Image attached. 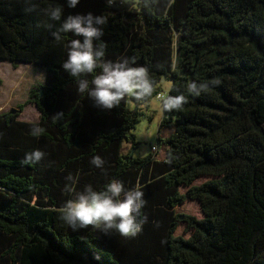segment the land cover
I'll return each instance as SVG.
<instances>
[{
	"label": "trees",
	"instance_id": "1",
	"mask_svg": "<svg viewBox=\"0 0 264 264\" xmlns=\"http://www.w3.org/2000/svg\"><path fill=\"white\" fill-rule=\"evenodd\" d=\"M34 2L25 12V0H0V59L46 68L28 100L39 120L20 118L24 104L0 112V264H264V0ZM49 5L106 15L104 59L146 67L152 95L101 109L80 93L62 68L76 37H52L59 22L40 11ZM164 78L165 97L186 99L164 111L153 151L137 156L142 104ZM193 82L208 87L194 95ZM33 149L44 158L24 164ZM112 179L145 193L143 230L73 231L61 219L73 196L65 185L99 190ZM189 202L200 214L179 209Z\"/></svg>",
	"mask_w": 264,
	"mask_h": 264
},
{
	"label": "clouds",
	"instance_id": "2",
	"mask_svg": "<svg viewBox=\"0 0 264 264\" xmlns=\"http://www.w3.org/2000/svg\"><path fill=\"white\" fill-rule=\"evenodd\" d=\"M108 3H113V0H108ZM25 4V12L36 11L37 4L34 0H25ZM79 4L80 0H66V6L70 9ZM40 11L50 21L59 22V27L51 33L52 37L59 40L62 34L68 33L76 37L69 41L62 68L74 78L77 90L90 98L95 106L112 109L126 97H135L139 101L152 95L154 85L146 67L133 66L126 57L104 59L106 42L102 37L103 26L108 22L106 15H95L92 12L65 15L64 5H49ZM87 76H91V80ZM207 87L206 83L193 82L188 86V91L199 95ZM185 99L183 94L164 97L162 110L179 109ZM43 131L42 127L34 125L30 134L39 137ZM44 156L42 150L33 149L25 153L22 162L38 163ZM91 164L102 168L104 160L100 156H94ZM65 190L73 196L64 202L61 219L73 231L91 226L104 234L115 230L121 236L135 237L147 222V216L142 211L146 204L145 193L138 187L126 189L121 181L112 179L99 190L91 184L85 185L82 191H74L71 184H66Z\"/></svg>",
	"mask_w": 264,
	"mask_h": 264
},
{
	"label": "rangeland",
	"instance_id": "3",
	"mask_svg": "<svg viewBox=\"0 0 264 264\" xmlns=\"http://www.w3.org/2000/svg\"><path fill=\"white\" fill-rule=\"evenodd\" d=\"M46 68L37 63L11 62L0 59V112L11 108H17L19 104H24V109L20 113V118L37 121L40 111L36 105L29 102L30 91L37 88L45 81ZM171 86V81L165 78L158 85L160 93L167 94ZM162 101L157 96L145 100L142 104L144 115L135 130L139 146L135 149L137 156H145L153 151L158 143V134L164 110L161 107ZM173 128L167 127L164 134L168 135ZM128 147H130L128 145ZM127 147V148H128ZM181 211H189L200 214L197 203L189 202L179 208Z\"/></svg>",
	"mask_w": 264,
	"mask_h": 264
},
{
	"label": "bare ground",
	"instance_id": "4",
	"mask_svg": "<svg viewBox=\"0 0 264 264\" xmlns=\"http://www.w3.org/2000/svg\"><path fill=\"white\" fill-rule=\"evenodd\" d=\"M157 97H158L159 100H162V98L165 97V94L159 93ZM12 109H16V108H12Z\"/></svg>",
	"mask_w": 264,
	"mask_h": 264
},
{
	"label": "water",
	"instance_id": "5",
	"mask_svg": "<svg viewBox=\"0 0 264 264\" xmlns=\"http://www.w3.org/2000/svg\"><path fill=\"white\" fill-rule=\"evenodd\" d=\"M17 111V109H12V112L14 113V112H16Z\"/></svg>",
	"mask_w": 264,
	"mask_h": 264
}]
</instances>
